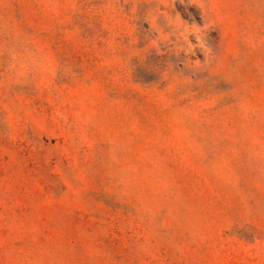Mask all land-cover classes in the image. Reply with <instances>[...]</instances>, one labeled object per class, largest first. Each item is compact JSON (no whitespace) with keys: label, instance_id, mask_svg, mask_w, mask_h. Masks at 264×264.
<instances>
[{"label":"rangeland","instance_id":"obj_1","mask_svg":"<svg viewBox=\"0 0 264 264\" xmlns=\"http://www.w3.org/2000/svg\"><path fill=\"white\" fill-rule=\"evenodd\" d=\"M0 264H264V0H0Z\"/></svg>","mask_w":264,"mask_h":264}]
</instances>
